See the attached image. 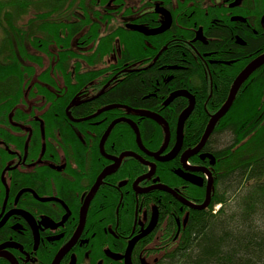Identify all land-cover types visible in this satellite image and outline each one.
I'll return each instance as SVG.
<instances>
[{
    "label": "flooded vegetation",
    "instance_id": "af4514ba",
    "mask_svg": "<svg viewBox=\"0 0 264 264\" xmlns=\"http://www.w3.org/2000/svg\"><path fill=\"white\" fill-rule=\"evenodd\" d=\"M106 8L109 16L113 7ZM126 8L113 17L121 23L108 20L91 30L100 35L98 45L112 49L93 65L80 64L103 70V76H90L84 67L87 75L74 77L62 101L49 99L47 105L41 95L35 112L15 99L5 105L0 264H159L172 254L191 216L210 210L221 184L215 155L221 147L214 136L236 100L196 150L236 79L264 55V0H135L127 17ZM118 26L119 36L110 38ZM74 41L77 48L86 42ZM132 41L138 54L121 61ZM263 68L238 95L248 92ZM149 70L147 80L142 73ZM185 72L192 75L185 79ZM131 74L149 90L132 102L106 101ZM223 81L231 86L217 107L214 96ZM204 117L201 138L189 140V127L197 129ZM209 195L203 210L185 204L201 206Z\"/></svg>",
    "mask_w": 264,
    "mask_h": 264
},
{
    "label": "trees",
    "instance_id": "16d2710c",
    "mask_svg": "<svg viewBox=\"0 0 264 264\" xmlns=\"http://www.w3.org/2000/svg\"><path fill=\"white\" fill-rule=\"evenodd\" d=\"M109 5L113 8L109 10L110 15L105 16L103 11ZM124 6L128 7L126 17L132 15L129 11L132 5L124 0H0V32L3 34L0 42V118L5 117V105L12 99L26 103V109L34 112L38 110L41 95L46 96L47 105L49 99L62 101V95L74 86V77L87 75L81 73L85 66L80 63L93 65L112 49L98 45L100 35L91 30L102 28L108 20L111 22ZM120 28L117 33H110V38H117ZM126 32L129 37L135 36L133 31ZM77 38L81 44L86 40L81 48L76 46L74 40ZM125 45L128 53L121 61L135 59L134 55L138 54L135 43ZM86 69L93 71L87 72L90 76L104 75L101 69L91 66ZM151 72L142 73V76L149 80ZM189 75L192 74L185 72V79ZM128 77L124 88L114 91V96H111L114 92L107 94L106 101L115 97L132 102L135 96L141 98L149 90V85L139 81L141 76L131 74ZM230 86L228 81L220 83L214 96L217 107L226 102ZM53 94L58 96H51ZM249 104H254V109ZM207 120V117L201 119L197 129L189 127V140L201 138ZM262 123L264 68L255 75L248 92L238 95L232 111L215 133L216 139L219 134L233 136L231 145L216 150L218 161L222 163L231 156L255 135ZM219 175L221 184L210 210L191 216L185 234L175 240L172 254L162 258L159 264H264V153L249 157ZM218 205L221 208L214 213Z\"/></svg>",
    "mask_w": 264,
    "mask_h": 264
},
{
    "label": "water",
    "instance_id": "95a60500",
    "mask_svg": "<svg viewBox=\"0 0 264 264\" xmlns=\"http://www.w3.org/2000/svg\"><path fill=\"white\" fill-rule=\"evenodd\" d=\"M263 24H264V19H263ZM132 30H135V31H141L142 33L146 34V35H152L153 33L152 32H148L147 30L145 29H142L140 27H137V26H131L130 27ZM264 65V55H262L261 57L257 58L254 62H252L240 75L239 77L236 79V82L231 90V93L229 95V98L227 100V102L224 104V106L212 117L210 123L208 124V127L206 129V132H205V135L202 139V142L201 144L199 145V147L197 148L196 151L202 149L206 143V141L209 139V137L211 136L213 130L215 129L217 123L222 119L224 118L227 113L231 110L235 100H236V97L238 95V92L240 90V87L243 83H245V81L248 79L249 76H251L259 67L263 66ZM191 112V109L189 111H186L184 113V115L182 116L181 118V121H180V128L182 127L184 121L188 118L189 114ZM150 117V116H149ZM118 122H115L111 125V128L110 130L112 129V127ZM135 127V131L137 133V136L139 137L140 139V133H139V130L138 128L134 125ZM173 194L175 195V193L173 192ZM210 203V195L207 197L206 201L204 204H202L201 206L200 205H194L192 203H188V202H185L186 205H189L191 208L195 209V210H203L205 208H207V206L209 205Z\"/></svg>",
    "mask_w": 264,
    "mask_h": 264
},
{
    "label": "rangeland",
    "instance_id": "374dc122",
    "mask_svg": "<svg viewBox=\"0 0 264 264\" xmlns=\"http://www.w3.org/2000/svg\"><path fill=\"white\" fill-rule=\"evenodd\" d=\"M128 4L134 5L135 0H128ZM111 22H113L114 24H119V23H121V19L117 18L116 20L111 21ZM2 37H3V34H2V32H0V42L3 39ZM251 96H254V93ZM249 105L251 107H253V109H254V104H252V105L249 104ZM255 107H256V105H255ZM241 110H243V109H241ZM217 141H218L216 143L217 148L218 147H221V149L226 148L232 144L233 136L231 133H225L222 135L220 134V135H218ZM262 153H264V123H262L261 127L255 132V135H252L249 139H247L244 143H242L240 145V147L237 148L231 154V156H229L225 160H223L222 163H221V161H219L220 172L225 171L228 168H231L232 166L238 164L239 162L244 161L245 159H248L249 157L257 156V155L262 154Z\"/></svg>",
    "mask_w": 264,
    "mask_h": 264
}]
</instances>
